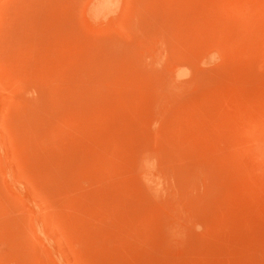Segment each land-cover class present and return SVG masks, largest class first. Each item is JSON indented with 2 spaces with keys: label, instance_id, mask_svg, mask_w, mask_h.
<instances>
[{
  "label": "rangeland",
  "instance_id": "374dc122",
  "mask_svg": "<svg viewBox=\"0 0 264 264\" xmlns=\"http://www.w3.org/2000/svg\"><path fill=\"white\" fill-rule=\"evenodd\" d=\"M0 264H264V0H0Z\"/></svg>",
  "mask_w": 264,
  "mask_h": 264
},
{
  "label": "bare ground",
  "instance_id": "6f19581e",
  "mask_svg": "<svg viewBox=\"0 0 264 264\" xmlns=\"http://www.w3.org/2000/svg\"><path fill=\"white\" fill-rule=\"evenodd\" d=\"M183 73V72H182ZM146 163H147V160L145 161ZM146 163H144V167H145V175H146V177L148 178V179H150V180H152V186L154 187V188H157L158 187V184H157V177H156V175L154 174V172H153V170H151V169H149L150 168V166H149V164L147 163V165H145ZM157 190V189H156Z\"/></svg>",
  "mask_w": 264,
  "mask_h": 264
}]
</instances>
